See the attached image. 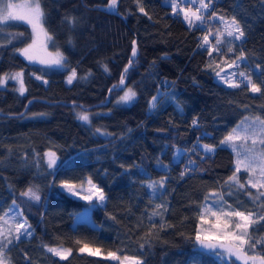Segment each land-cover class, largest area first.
I'll return each instance as SVG.
<instances>
[{"label": "trees", "instance_id": "trees-1", "mask_svg": "<svg viewBox=\"0 0 264 264\" xmlns=\"http://www.w3.org/2000/svg\"><path fill=\"white\" fill-rule=\"evenodd\" d=\"M108 1L40 0L44 26L64 54L62 69L30 64L18 51L31 39L28 25L0 26V77L22 70L26 88L20 94L10 83L0 86V217L15 202L31 226V236L13 240L4 254L11 264H119L109 252L143 264H240L223 261L195 239L212 191H223L233 208L264 214V204L225 184L235 172V157L220 143L247 115L264 118V0H213L201 12L204 19L213 14L203 47L195 20L190 26L181 13L187 6L194 11L198 1L179 0L184 7L175 12L162 0H118L116 9L106 8ZM220 17L228 22L235 17L245 36L234 40L225 34L217 45L216 34L225 28ZM241 52L237 65L260 85V93L251 92L244 77L238 88L216 79ZM70 69L77 77L67 84ZM122 75V88L136 92L128 104L114 101L122 88L109 91ZM106 95L107 102L97 105ZM82 108L92 112L90 123L78 119ZM200 141L215 149L204 151ZM46 150L56 154L54 167L45 162ZM85 179L105 196L91 209L96 224L74 223V212L87 201L60 187ZM161 179L162 189L149 187ZM29 187L40 196L31 208L22 195ZM249 233L264 237V221ZM84 244L100 254L80 252ZM53 245L71 253L66 259L55 256L46 248ZM245 251L264 255L260 245Z\"/></svg>", "mask_w": 264, "mask_h": 264}, {"label": "snow or ice", "instance_id": "snow-or-ice-1", "mask_svg": "<svg viewBox=\"0 0 264 264\" xmlns=\"http://www.w3.org/2000/svg\"><path fill=\"white\" fill-rule=\"evenodd\" d=\"M118 0H109L108 8L114 9L117 5ZM189 3L194 2V0H188ZM200 7L196 8L195 11L191 10H183L184 19L191 26L193 21L204 22V18L201 15L203 9H207L209 5L205 3V0H198ZM169 3L173 9V12L176 11L177 3L176 0H169ZM141 12L144 11L143 8L140 9ZM43 17L44 12L40 4V0H21L20 4H13L12 0H0V22H6L9 20H19L30 24L33 30V33L44 32L43 29ZM71 23L75 22V18H68ZM220 20L224 22L225 28L224 32H218L216 34L217 45L220 44L221 36L225 35L227 37H231L234 40H240L245 36V32L240 25L239 21L236 20L235 17H232L230 22L224 21L223 17H220ZM47 36V33L44 32ZM50 38V37H49ZM135 43V42H133ZM209 43V37L206 35L203 37V42L201 47ZM35 45V40L33 44L28 45L23 49H18L26 58L29 60L35 59V55L33 54V49ZM214 51H219V47L213 49ZM229 51L232 49L229 48ZM211 55V53H210ZM132 56H136V48L132 49ZM244 53L241 52L240 56L237 58L239 60H243ZM63 55L58 53L55 58L42 60V63L47 64H56L60 65L63 63ZM131 60L129 64H131ZM232 65H229L231 67ZM106 68V66H105ZM128 71L127 67L124 69L126 73ZM76 70L73 69L71 75L68 76L67 82L69 84L72 83L73 79L76 78ZM219 76V73H217ZM235 76V73L232 74ZM239 75L241 77H245L247 84L246 87H249L250 91L253 93H260L261 87L260 85L254 83L250 75H246L245 72H240ZM225 84L230 87L238 88L240 87V83H238L235 79H228L226 77H220ZM12 79L18 81L20 87L18 91L20 94H23L26 91L23 80V73L18 72ZM6 83V77H0V85ZM121 84L124 83V76H121ZM136 96V92L131 88L125 92L124 96L120 97V101L129 102ZM153 107L155 106L154 102L156 97L152 98ZM78 119L83 122L90 123V116L87 112H81L78 114ZM193 124H196V120H193ZM100 129H97L99 132ZM259 138V139H257ZM251 140L252 147H245L240 152H236L237 157L243 156V159H237L235 173L233 176L229 177L225 184L229 189L235 187L237 190L245 191L247 195L251 198L264 204V119L260 117L250 118L246 117L240 124H238L232 131L224 137V139L220 142L222 145L227 144L230 145L234 150L237 145L233 143L234 141H243L248 142ZM259 143L261 146L259 150H257L256 145ZM203 149L206 152H212L214 150L213 145H203ZM48 159V166L52 167L56 162V154L54 152H48L45 154ZM190 164L194 163V161H189ZM244 169L245 173L248 174V179L245 183H240L239 177L236 173H239L241 169ZM185 175V173H181V176ZM91 184V180L88 181ZM164 180L161 179L159 181V186L163 188ZM246 186H250L252 189L257 190V194L253 196L251 191L247 190ZM64 187L68 189L69 192H74L75 188L72 184L68 182H64ZM149 187L154 191L157 187V182H150ZM89 195L83 197L85 200L91 201L95 196L99 201H103L105 199L103 190L92 185L89 189ZM79 195L78 192H76ZM228 195H232V192L229 191ZM23 196H27L30 199L39 201L40 196L38 191L29 187L27 191L22 193ZM223 192H211L208 196L205 197V206L201 209L200 219L203 221L204 215L210 213L212 216L216 218L217 226L221 224V216L227 217L229 219L235 218L234 231H227L229 219H225L223 221L224 228L216 233L211 234H201V232H197L196 240L199 244L207 249H222V252H219V255L226 254L229 259L235 258L236 261H242L243 264H264V255L261 256H247L245 248L247 247V251H255L257 245L264 247V237L253 238L249 233V228L252 225L259 223L260 221H264V214H257L253 212L245 213L238 209H234L232 211H223L224 207L231 208V205H227L224 200ZM214 197L215 200L211 203L208 201L210 198ZM15 203V202H13ZM163 205H157V208H162ZM214 207H218L221 209L220 212L213 211ZM9 211H12L10 209ZM154 215H159V213L154 212ZM17 216H20L21 213L17 212ZM5 216H8V213H5ZM4 220V217H0V221ZM9 220H15V217H9ZM31 226L27 225L26 218L21 223H17L14 225L15 235L12 239H6L2 226H0V264H9V261L5 259V249L8 245L13 243V240L19 241L23 236H31V232L29 228ZM80 252H89L91 255H99V249L93 250L89 248L87 244H84L81 247ZM48 252L52 253L55 256L61 257L62 259H66L67 255L71 253V249L63 250L58 247H48ZM27 254H25L26 256ZM108 256L119 262V264H143V261L136 257H124V260L121 261L120 257H118L115 253L109 252Z\"/></svg>", "mask_w": 264, "mask_h": 264}, {"label": "rangeland", "instance_id": "rangeland-1", "mask_svg": "<svg viewBox=\"0 0 264 264\" xmlns=\"http://www.w3.org/2000/svg\"><path fill=\"white\" fill-rule=\"evenodd\" d=\"M182 1H188V0H182ZM194 1H198V0H194ZM109 2V1H108ZM108 2L104 4V6L106 8H108ZM163 3L165 4H169V0H162ZM12 3L13 4H20L21 3V0H12ZM176 3H177V8L176 10H178V5H179V0H176ZM118 4V2H117ZM171 6V5H170ZM117 8V5L114 9ZM109 9V8H108ZM191 10V8L189 6L185 7L183 10ZM183 10L181 11L183 17H184V14H183ZM173 11V9H172ZM23 23V24H26L28 25L29 29H30V32H31V39L30 41L24 46L22 47L21 49L27 47L28 45L30 44H33V41L35 40V45H34V49H33V54L35 55V59H32V60H29L28 58H26L25 56V59L28 63L30 64H34V65H38L40 66L41 68L45 69V70H50V69H62V68H65V63H64V59H63V63L60 64V65H56V64H47V63H42L41 61L42 60H46V59H51V58H55L57 56L58 53L62 54L63 55V58H64V54L62 52V50L60 49L59 46H57L53 40V37L52 35L48 32V30L45 28L44 26V23H43V29H44V32L47 33V36L44 34V32H40V33H36L34 34L33 33V30H32V27L30 24H27L26 22H23V21H19V20H9V21H6V22H0V26H4V25H10V24H13V23ZM50 37V38H49ZM229 38V37H228ZM20 52V51H19ZM240 60L238 59L236 62L234 63H230L229 65H232L231 67H229V65H227L226 67H224L222 70H220L218 73H219V76L216 74V79L219 81V82H222L224 83V81L220 78L221 76L223 77H226L228 79H235V76H233L232 74L235 73L236 74H239L240 72H245L246 75H250V73L246 70V68H241V67H238L237 63L239 62ZM73 69H70L67 74L65 75V82L67 84H69L67 82V78L69 75H71V72H72ZM18 72H22V70H18V71H13V72H9L5 75H3L2 77H6V83L3 84V85H0V86H7L9 83L12 84L14 86V88L18 91V88L20 87L18 81L12 79V76H14L16 73ZM77 74V73H76ZM36 76L40 79H42L44 82H47V77L45 76H41V75H38L36 74ZM77 77V75H76ZM245 78V77H244ZM74 80V79H73ZM246 81V79H245ZM247 83V81H246ZM225 84V83H224ZM227 85V84H226ZM25 86V84H24ZM131 88V87H125V88H122V90L120 92H118V94L115 95V98H114V101L115 103H118V104H128L130 103L131 101L129 102H122L120 101V97L124 96L125 92L128 91V89ZM132 89V88H131ZM19 92V91H18ZM20 93V92H19ZM81 112H87L89 114V116H91L92 112L91 111H88V110H85V109H79V110H76V113L77 115ZM246 117H250V118H255V117H260L261 119H264L263 117L259 116V115H247ZM245 117V118H246ZM245 118H243L242 120H240L233 128H235L238 124L241 123V121H243ZM232 128V129H233ZM232 129L230 130V132L232 131ZM100 133H102V131L100 130L99 131ZM229 132V133H230ZM228 133V134H229ZM227 134V135H228ZM224 139V138H223ZM222 139V140H223ZM259 139V138H257ZM233 143H235L237 145L236 149L234 150L230 145H227V144H224L225 146H228L229 148L232 149V151L234 152V167L236 168V161L237 159H243V156L241 155L240 157H237L236 155V152H240L242 151L243 148L245 147H252V144H251V140H249L248 142H243V141H234ZM203 145H211L209 143H205V142H199V146L203 149ZM214 146V145H213ZM260 145L259 143H257L256 145V148L257 150L260 149ZM214 149H215V146H214ZM204 150V149H203ZM205 151V150H204ZM48 152H52V151H49V150H46L44 152V159H45V162H47L46 164H48V159H47V156L45 155L46 153ZM181 152V149L180 148H177L174 152V158L177 159L179 157V153ZM57 157H56V162L54 165L57 164ZM54 165L52 167H54ZM241 172L243 174V176L241 177L239 175V173H236V175L239 177V181L242 183H245L246 180L248 179V174L245 173L244 169L242 168L241 169ZM235 173V172H234ZM233 173V174H234ZM233 174L231 176H233ZM230 176V177H231ZM89 179H85L84 183H81V184H74L72 182H68L70 184H72L75 188V191L74 192H69L67 188L64 187V182H62L60 184V187L67 191L69 194H71L72 196L74 197H77V198H80L82 200H85L83 197L89 195V189L91 188L92 185H95L96 187H98L94 182L91 181V184L88 183ZM159 181H157V187L156 189H162L160 186H159ZM250 189H248V191H251L253 196H255L257 194V190L256 189H252L250 186H248ZM100 188V187H98ZM101 189V188H100ZM155 189V190H156ZM35 190V189H34ZM76 192L79 193V195L76 194ZM212 192H223L221 190H217V191H212ZM211 193V192H210ZM208 196V195H207ZM215 200L214 197L210 198V200L208 201L209 203L213 202ZM225 200V199H224ZM23 201L25 203V205L27 203H29V207L31 208V206H34L36 205V203L38 201L36 200H33V199H30L29 197L27 196H23ZM87 201V205L84 206L83 208L79 209V210H76L74 212V223L78 220H86L88 222H90L91 224H96V222L93 220L92 218V215H91V209L92 207H95L96 205H99V204H102L104 202V200L101 202L98 200V198H96L95 196L93 197V199L91 201L89 200H86ZM226 202V201H225ZM205 203L206 201H204L203 205H202V208L205 206ZM227 204V202H226ZM229 205V204H227ZM10 209H12V211H9ZM234 209H237V208H233L231 206V208H228V207H224L223 208V211H232ZM239 210V209H238ZM213 211H217V212H220L221 209L218 208V207H214L213 208ZM242 211V210H240ZM17 212L21 213L20 216H17ZM245 213H248V212H253L255 213L254 211H243ZM5 213H8V216H5ZM1 217H4V220L0 221V226H2V229L4 231V234H5V238L6 239H10V237L12 235H15V229H14V225L17 224V223H21L24 221V218H25V215H24V211H23V208L19 205V204H16V203H13L11 204L1 215ZM9 217H15V220H9ZM225 219H229L227 217H224V216H221V224L219 225V227L217 226V222H216V218L214 216H212L210 213H207L204 215V219L203 221L200 219V223L198 224V231L201 232V234H211V233H216L220 230H222L224 228V225H223V221ZM235 218H231L229 219V223H228V228H227V231H234L235 228H234V225H235ZM27 225H29V223L27 222ZM29 231H30V228H29ZM195 244L198 246V247H201V248H204V249H207L203 246H201L199 244V242L195 239ZM49 247H58L60 249H63V250H67L68 248L65 247V246H59V245H53V246H49ZM48 249V247H46ZM207 250H210L212 252H214L215 254H217L223 261H226L227 263H231L233 260H235V258L233 257L232 259H229L228 256L226 254L224 255H219L218 253L219 252H222L223 250L222 249H216V250H213V249H207ZM247 256H261L259 254H250L248 252H246ZM5 255V259H7L9 261V258L8 256ZM120 260L123 261L124 260V257H120ZM236 261V260H235ZM239 262L240 264H243L242 261H237ZM9 264L10 261H9Z\"/></svg>", "mask_w": 264, "mask_h": 264}, {"label": "built area", "instance_id": "built-area-1", "mask_svg": "<svg viewBox=\"0 0 264 264\" xmlns=\"http://www.w3.org/2000/svg\"><path fill=\"white\" fill-rule=\"evenodd\" d=\"M215 1H217V0H215ZM205 3H207L209 5V7L206 10H210L212 8V5H213V0H206ZM178 6L180 8L184 7L183 3H180ZM198 7H200V6L197 4L192 5V8L194 11ZM212 18H213V14H209V15H206V18L204 19L203 23L195 21V27L199 28V30H200V31L198 30L196 33V36L198 37L199 41L200 40L202 41V39L205 35L206 29H208V24H209V22H211ZM236 79H237V82H242V80H243V78L240 76H237Z\"/></svg>", "mask_w": 264, "mask_h": 264}, {"label": "water", "instance_id": "water-1", "mask_svg": "<svg viewBox=\"0 0 264 264\" xmlns=\"http://www.w3.org/2000/svg\"><path fill=\"white\" fill-rule=\"evenodd\" d=\"M135 42V41H134ZM133 47H135L136 48V54H137V47H136V44L135 43H133ZM133 47H132V49H133ZM131 57L133 58V56H132V51H131ZM127 67V66H126ZM125 67V68H126ZM123 73V72H122ZM121 81V80H120ZM120 81L118 82V84L117 85H112L110 88H109V91L111 90V89H114V88H116V89H121L122 87H123V85H124V83L123 84H121L120 83ZM108 95V94H107ZM106 95V100L104 101V102H101V103H97V105H100V104H103V103H106L107 102V96ZM81 106H82V104L81 103H79ZM92 105H88V106H83V107H85V108H89V107H91ZM6 114V113H5ZM18 114H21V112L20 113H18Z\"/></svg>", "mask_w": 264, "mask_h": 264}, {"label": "bare ground", "instance_id": "bare-ground-1", "mask_svg": "<svg viewBox=\"0 0 264 264\" xmlns=\"http://www.w3.org/2000/svg\"><path fill=\"white\" fill-rule=\"evenodd\" d=\"M183 2V1H182ZM244 79V78H243ZM32 231V230H31Z\"/></svg>", "mask_w": 264, "mask_h": 264}]
</instances>
